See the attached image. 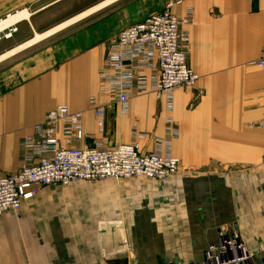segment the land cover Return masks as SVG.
I'll return each instance as SVG.
<instances>
[{"label": "crops", "instance_id": "0c3cea01", "mask_svg": "<svg viewBox=\"0 0 264 264\" xmlns=\"http://www.w3.org/2000/svg\"><path fill=\"white\" fill-rule=\"evenodd\" d=\"M11 1L15 5L6 6ZM24 1L0 0V21ZM167 1L104 6L85 18L102 14L94 29L118 20L102 40L80 39V31H72L9 54L71 18L47 28L37 14L46 6L0 32V176L18 172L21 141L59 105L83 113L85 135L74 146H92L104 137L112 145L130 143L134 127L165 135L164 102L153 93L133 97L126 113L106 108L102 129L90 99L111 101L100 93L99 78L109 42L162 11ZM189 10L193 22L181 29L189 33V64L200 79L174 94L179 134L172 153L181 159V171L165 184L132 177L116 191L86 180L41 188L18 213L0 219V264H123L124 258L132 264H163L167 258L194 264L219 229L231 226L264 258V67L253 63L264 57V0H183L173 9L179 18Z\"/></svg>", "mask_w": 264, "mask_h": 264}, {"label": "built area", "instance_id": "2783aa9c", "mask_svg": "<svg viewBox=\"0 0 264 264\" xmlns=\"http://www.w3.org/2000/svg\"><path fill=\"white\" fill-rule=\"evenodd\" d=\"M182 3L168 0L162 11L123 29L109 42L99 78L100 93L109 95L111 101L99 104L96 97L90 99L102 129L106 108L126 113L133 97L153 93L164 102L165 135L134 127L130 143L112 145L104 137L92 146H74L85 135L83 113L57 106L21 141L18 172L0 176V219L6 212L18 213L25 200L46 186L132 177L165 182L180 171L181 159L172 153L173 138L179 134L173 116L174 94L194 87L200 79L189 64V33L181 29L182 24L193 22L191 10L185 18L173 11ZM253 63L264 67V57ZM259 126L264 128V120ZM145 141H153V148L145 150ZM128 264H132L129 258ZM194 264H264V258L255 257L241 231L231 226L219 229L217 240L209 242L203 259Z\"/></svg>", "mask_w": 264, "mask_h": 264}, {"label": "rangeland", "instance_id": "374dc122", "mask_svg": "<svg viewBox=\"0 0 264 264\" xmlns=\"http://www.w3.org/2000/svg\"><path fill=\"white\" fill-rule=\"evenodd\" d=\"M94 1H96V0H60V1H58V0H28V1L17 3L14 12L17 13V12L25 10L27 13L31 14V12H35L36 10L41 9L42 7L46 6V8H44L41 12H39L37 14H41L38 17V19H39L38 22L40 24L46 25L48 28V27H51V26L63 21L64 19H67L69 17H71V18H69L65 21H68V20L74 18L75 16L79 15L81 12H84L85 9L90 7L91 3H93ZM12 5H15V2L11 1V2L6 3V6H12ZM23 8H27V9H23ZM14 12L12 14H15ZM98 14L99 15L92 17L90 19H85V18L91 16L92 14L89 16H84L85 18L84 17L80 18L82 21L80 19H78L77 21L73 22L75 25H72L73 23H71V24L65 26L64 27L65 29L62 28L61 29L62 31L60 30L59 33L57 32V34H55L51 38H54V37H57L58 39L63 38L65 36L69 35L72 31H73V33L74 32L77 33L80 31V33H79L80 39L82 38L84 40L89 35H92L95 39H99V40L107 38L109 36V34L113 31V28L118 26V24H119L118 20L117 21H109V22L104 21L103 23L96 24V25H100V26H96L94 29V27H92V23H95L97 21H101V19H102V14L101 13H98ZM73 15H75V16H73ZM65 21L59 23L58 25L64 23ZM76 23H78V24H76ZM58 25H56V26H58ZM70 25H72V26H70ZM93 32H95V33H93ZM83 43L85 44L87 42H83ZM135 179L142 180L144 178H140V179L135 178ZM135 179L134 178H127V179L126 178H108V179H104V180H91V181L86 180L85 182H89L92 184H98L100 187H97V188H99V189L105 188V189H113L116 191L120 187V185H119L120 182H123V181L126 182L129 180H135ZM77 182H82V181H77ZM158 182L161 184L166 183V181L165 182L158 181ZM243 240L245 241L244 237H243ZM245 243H246L248 249L255 255V257H257L256 252H258L260 250L259 246L250 245L246 241H245ZM252 247H256V248H252ZM188 262H190V261L180 260V259L170 260L168 258H167V260H164V261L162 260L163 264H186Z\"/></svg>", "mask_w": 264, "mask_h": 264}, {"label": "bare ground", "instance_id": "6f19581e", "mask_svg": "<svg viewBox=\"0 0 264 264\" xmlns=\"http://www.w3.org/2000/svg\"><path fill=\"white\" fill-rule=\"evenodd\" d=\"M116 0H105L95 6H93L92 8L84 11V12H81L79 15L75 16L74 18L68 20V21H65L64 23L58 25V26H55L53 27L52 29L46 31L45 33L43 34H40V35H36L35 38H33L32 40L28 41L26 44H23L21 46H19L17 49L11 51L9 54H12L14 52H16L17 50H20L22 48H25L31 44H33L34 42L44 38V37H47V36H50V35H53V34H56L57 32H59L62 28L64 29L65 26L77 21L78 19L84 17V16H89L93 13H95L96 11L100 10L101 8H103L104 6L110 4L111 2H114ZM30 13H27L25 10L23 11H20V12H17L15 13L13 16L11 17H8L2 21H0V32L8 29L9 27L17 24L18 22H20L21 20L23 19H27V17L29 16ZM85 18V17H84ZM81 20V19H80ZM22 22V21H21ZM74 24V23H73ZM72 24V25H73ZM71 26V25H70ZM5 32V31H4ZM2 57H0L1 59Z\"/></svg>", "mask_w": 264, "mask_h": 264}, {"label": "water", "instance_id": "95a60500", "mask_svg": "<svg viewBox=\"0 0 264 264\" xmlns=\"http://www.w3.org/2000/svg\"><path fill=\"white\" fill-rule=\"evenodd\" d=\"M123 262H124L123 264H128V259L124 258Z\"/></svg>", "mask_w": 264, "mask_h": 264}]
</instances>
